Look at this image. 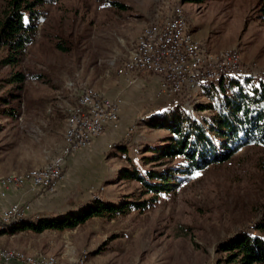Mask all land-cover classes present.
<instances>
[{
	"label": "rangeland",
	"instance_id": "rangeland-1",
	"mask_svg": "<svg viewBox=\"0 0 264 264\" xmlns=\"http://www.w3.org/2000/svg\"><path fill=\"white\" fill-rule=\"evenodd\" d=\"M8 2L0 0V12ZM173 9L183 10L193 38L208 52H236L248 77L264 83L259 0H59L42 8L45 19L18 64L4 66L6 52L0 50V158L7 172L13 171L0 179H28L51 165L65 146L67 124L63 140L61 124L77 101L75 87L94 85L108 97L123 98L121 128L110 132L113 136L104 146L92 145L75 154L70 166L66 163L64 174L69 172L79 189L67 203L70 208L61 213L99 194L105 201L128 203L123 213L91 219L47 239L63 245L75 259L29 255L5 248L0 241L4 250L51 257L61 264H74L84 254L88 264H227L222 242L241 233L258 234L255 228L264 215L261 146L245 147L226 162L190 173L177 189L160 195L144 210L130 207L153 195H144L141 183L121 179L122 168L146 176L182 164L181 159L153 163L147 150L162 146L171 136L153 121L179 106L198 119L211 115L196 111L209 102L202 91L161 96L159 80L152 75L134 86L122 79L125 63L120 64L129 57L142 27L166 20ZM18 74L25 77L23 82L16 81Z\"/></svg>",
	"mask_w": 264,
	"mask_h": 264
},
{
	"label": "trees",
	"instance_id": "trees-1",
	"mask_svg": "<svg viewBox=\"0 0 264 264\" xmlns=\"http://www.w3.org/2000/svg\"><path fill=\"white\" fill-rule=\"evenodd\" d=\"M58 1L9 0L0 12V50L6 52L2 60L4 66L21 61L45 19L42 8ZM183 1L200 3L207 0ZM259 9L264 19V0H259ZM59 48L64 50L60 45ZM24 80L21 74L16 76L17 82ZM202 85L209 102L197 106L196 111H209L208 118L198 119L179 106L167 111L162 119L153 121L156 127L171 133L162 146L147 150L153 155V163L181 159L182 164L161 172L150 171L146 176L138 170L122 168L121 179L137 181L143 185L144 195H153L149 201L133 202L131 208L146 209L149 202L156 203L160 195L177 189L190 173L226 162L245 147H264V83L252 77L228 75L218 82ZM123 155L130 159L126 151ZM95 196L88 203L56 216L40 217L35 221L24 219L20 224L9 226L2 234L14 235L26 230L37 234L48 230H75L91 219L123 213L128 205L105 201L100 194ZM255 229L256 235L241 233L222 242L220 251L227 254V264H264V215Z\"/></svg>",
	"mask_w": 264,
	"mask_h": 264
},
{
	"label": "built area",
	"instance_id": "built-area-1",
	"mask_svg": "<svg viewBox=\"0 0 264 264\" xmlns=\"http://www.w3.org/2000/svg\"><path fill=\"white\" fill-rule=\"evenodd\" d=\"M183 31H189V27L182 24L174 9L166 20H155L154 32L139 41V60L134 64H125L122 79L127 86L135 84L137 76L145 73L159 80L158 92L161 96H175L189 92L187 78L209 80L218 73H248V70L238 65L234 53L226 62L214 63L203 48H190L183 39ZM75 94L78 98L76 120H81V128L74 132L75 145L70 153L58 159L52 167V172L38 181L23 179L14 181L13 184H4L0 181V198L7 199L11 191L21 194L19 201L2 210L0 221L26 220L32 212V206L27 198L43 192L55 193L58 184L64 178V169L71 156L90 148L107 132L120 130L123 105L121 96L108 97L98 93V97H90V93L81 87H75ZM21 263L29 264L22 260ZM37 264H43V260Z\"/></svg>",
	"mask_w": 264,
	"mask_h": 264
},
{
	"label": "crops",
	"instance_id": "crops-1",
	"mask_svg": "<svg viewBox=\"0 0 264 264\" xmlns=\"http://www.w3.org/2000/svg\"><path fill=\"white\" fill-rule=\"evenodd\" d=\"M143 30H144V26L142 27L140 33L138 34L136 41L141 36ZM116 62L118 64V60H116ZM123 63H125V60H123V62H121L120 65H122ZM107 73L108 75H106V77L109 78L110 77L109 71ZM113 73H115V75L118 78L117 82H119L120 80V82H122L121 84L124 86L125 83L123 82V80L121 81L120 77H118L115 71H113ZM145 75H146L145 73L138 75L137 80L134 85L142 83L143 81L142 78ZM110 85H111V82H110ZM90 86H92L97 91L105 95L104 92H102L101 89L98 88L97 86H94V85H90ZM66 122H67L66 118L62 120V124H61V129H63L62 140H63V134L65 132V126L67 124ZM110 132H113V131L107 132L109 134L106 133L107 135L105 134L104 136H102V138L97 139L93 145L98 144V146L100 147L104 146L107 143V141H109L111 137L113 136V134H110ZM74 156H71L67 160V165L70 166L76 160V157ZM46 161L44 163L42 162V165L38 167L44 166L46 164ZM7 169L3 166V160L0 158V176L7 175L13 172L11 171L8 173ZM78 187H79V184L77 180L72 179L68 172L67 174L64 175V178L58 184L57 190L55 193L50 194V193L43 192V193H38L36 195L30 196V198H27V200L30 202L32 206V212L28 217V221H35L39 219L40 217L56 216L58 214H61V212H63L67 208H70L67 203L69 200L72 201V199L73 200L75 199V196L78 194L77 192V190L79 189ZM20 199H21V194L17 191H11L7 199L0 198V213L6 206L10 205L11 203L17 202ZM62 235H63V232L56 231V230H48L41 234H37L30 230H26V231H22L14 235H8V234L2 235L1 236L2 238L0 241H1L2 246H4L5 248H11V249L23 251L29 255L47 254V255L55 256L58 260H61V261H69V260L75 259L76 256L71 255V252L69 250H65L63 245L57 244L55 242L54 243L47 242V239L50 236L60 237ZM33 241L36 243L33 244ZM37 243H40V244L37 245ZM14 264H23V263L16 261L14 262Z\"/></svg>",
	"mask_w": 264,
	"mask_h": 264
},
{
	"label": "bare ground",
	"instance_id": "bare-ground-1",
	"mask_svg": "<svg viewBox=\"0 0 264 264\" xmlns=\"http://www.w3.org/2000/svg\"><path fill=\"white\" fill-rule=\"evenodd\" d=\"M176 12L182 24L189 27V31H183V39L187 41V45H189L190 48H203L205 51V54L209 56V58L212 59L214 63L226 62L228 58H231V54L234 53V57L237 60L238 65L243 67L240 57L236 52H232V51H228L226 53L223 52L224 54H222L221 56H216L208 52L204 47L201 46L200 43H198L193 38V33L190 31L191 30L190 25L186 19L187 17L185 16V13L183 12V10L177 9ZM153 32H154V23H151L148 26H146L143 33L141 34V37L136 41L125 64H134V62H137L139 60L140 58L139 41L141 38H145ZM124 70H125V65H124ZM228 75L245 76V77L249 76L245 72H237V73L225 72V73L215 74L209 80H196L194 78H187V87H188L189 92H192V91L193 92H198V91L203 92L202 84L204 82H218L219 80H221L222 78ZM81 89L85 90L86 92H89L90 97H98V93H100L94 90L92 87H89L87 85L83 86ZM101 95L103 94L101 93ZM76 115H78V98H77L76 103L73 106H71V108L68 110L67 128H66V132L64 136L65 146H64L63 152L56 159L52 161L51 165L44 167L41 170L31 173L28 176V180L38 181L42 179L44 175L52 172V167L54 164L58 162V159L63 158L64 155H66L67 153H70V150H72L73 146L75 145V133L74 132H77V129L81 128V120H76ZM19 180H23V178L9 177L6 179H2V178L0 179V181H3L4 184H13L14 181H19ZM23 220L24 219H12L11 222L10 221H0V238L2 236V232L6 230L9 226H11L12 224H16V223L20 224V222H22ZM0 256H1L0 264H13V262L15 261H18L21 263V260L22 262H29V264H37V262H41L42 260H43V264H61L51 257L50 258L49 257H39V258L28 257L25 255H22L20 252L4 250L1 246H0ZM87 259H88L87 254H84L81 257V259H79V261L75 262L74 264H88ZM68 264H71V263H68Z\"/></svg>",
	"mask_w": 264,
	"mask_h": 264
},
{
	"label": "water",
	"instance_id": "water-1",
	"mask_svg": "<svg viewBox=\"0 0 264 264\" xmlns=\"http://www.w3.org/2000/svg\"><path fill=\"white\" fill-rule=\"evenodd\" d=\"M26 220H28V218Z\"/></svg>",
	"mask_w": 264,
	"mask_h": 264
}]
</instances>
